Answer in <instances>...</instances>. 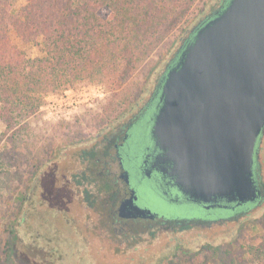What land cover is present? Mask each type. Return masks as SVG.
<instances>
[{
  "label": "rangeland",
  "instance_id": "1",
  "mask_svg": "<svg viewBox=\"0 0 264 264\" xmlns=\"http://www.w3.org/2000/svg\"><path fill=\"white\" fill-rule=\"evenodd\" d=\"M25 4L20 0L17 7ZM204 4L209 6L202 18L218 10L221 0H198L192 15L186 16L141 67L129 87L137 92L136 100L111 111L114 93L106 85L84 82L47 95L39 113L16 131L8 132L0 124V250L9 246V264H251V256L245 252L264 245V198L237 215L217 209L209 216L197 204H171L162 201L153 181L144 179L139 158L126 162V169L131 173L132 187L140 195V204L159 213L161 222L193 225L181 230L155 221L148 229L123 235L105 215V197L103 201L96 199V184L81 186L73 179L86 172L97 183L102 181L105 166H89L82 159L84 152L103 148L102 137L117 132L118 123L135 110L133 104L151 94L165 66L197 26L194 12L199 13ZM12 39L21 44L16 34ZM27 50L33 58L40 56L35 47ZM83 87H101L105 96L62 117L43 111L52 100ZM156 113L153 107L150 134ZM260 146L257 172L264 187V137ZM111 171L119 174L118 164L112 165ZM93 197L96 202L91 205L88 200Z\"/></svg>",
  "mask_w": 264,
  "mask_h": 264
},
{
  "label": "water",
  "instance_id": "2",
  "mask_svg": "<svg viewBox=\"0 0 264 264\" xmlns=\"http://www.w3.org/2000/svg\"><path fill=\"white\" fill-rule=\"evenodd\" d=\"M152 137L183 199L205 210L257 202L264 135V0H231L168 72ZM129 217L156 219L130 198ZM124 208V207H123ZM123 216V215H122Z\"/></svg>",
  "mask_w": 264,
  "mask_h": 264
},
{
  "label": "trees",
  "instance_id": "3",
  "mask_svg": "<svg viewBox=\"0 0 264 264\" xmlns=\"http://www.w3.org/2000/svg\"><path fill=\"white\" fill-rule=\"evenodd\" d=\"M19 1L0 0V124L8 132L16 131L37 115L47 95L84 82L106 85L114 93L111 111L136 100L137 92L129 87L141 67L175 33L186 16L192 15L198 2L25 0L26 4L18 8ZM230 1L221 0L223 10ZM204 6L199 13L194 12L197 26L208 17L202 18L209 5ZM197 32L190 33L183 44L191 42V46ZM12 34H16L21 44L14 43ZM28 47L38 49L40 56H30ZM257 166L258 163L256 169ZM256 205L218 210L234 211L237 215ZM246 253L251 256L248 261L251 264H264V245L250 247ZM8 254L6 245L0 250V264H9Z\"/></svg>",
  "mask_w": 264,
  "mask_h": 264
},
{
  "label": "flooded vegetation",
  "instance_id": "4",
  "mask_svg": "<svg viewBox=\"0 0 264 264\" xmlns=\"http://www.w3.org/2000/svg\"><path fill=\"white\" fill-rule=\"evenodd\" d=\"M224 5H221L220 9L211 16H208L196 26L191 33L197 32L204 27L212 19L220 15L224 10ZM188 44H183L181 50L184 47H188ZM179 50L176 56L165 66V73L158 79L157 85L154 90L147 95V98L133 104V112L125 119L120 121L119 129L117 132H113L109 136H103L102 142L104 143L103 148L96 147L89 152H84L82 159L89 166L93 167L102 164L105 166V173L102 172V181L97 183L92 179V175L86 172H80L78 176L73 179L78 185L85 186L88 183H95L97 188L96 199L103 201L102 196L105 197L106 205L105 215L110 221V224L117 231H122L123 235H133L137 233L141 228H149L150 223L160 222L162 224H169L171 226H179L185 228L186 225H192L193 222H180V221H160V215L152 220L146 218H134L129 217L131 212L130 198H134V203L144 210H150L149 208L140 204V195L137 190L132 187L131 184V173L126 169V162L136 161L140 158L139 169L142 172L144 179L151 180L154 183L153 188L161 191L162 201H166L171 204H183L188 203L183 199L181 194L178 192L174 180L170 177L171 164L165 162L159 158L160 151L156 148L152 132L150 134V111L153 107L157 109L156 116L161 108L162 103L160 102L162 87L166 79V75L172 69H175L180 62L181 56L184 51ZM156 105V106H155ZM155 116V118H156ZM155 118L152 120L154 126ZM153 129V127H152ZM261 137L257 148L259 164L261 144L263 142ZM139 154V156H138ZM114 164L119 166V174L111 171V167ZM92 169V168H91ZM256 169V168H255ZM257 170V169H256ZM78 178V179H77ZM258 188L262 191L261 198L255 202L260 204L264 198V187L261 185L258 177L256 182ZM95 198H91L88 202L93 205ZM256 205V206H257ZM124 207V208H123ZM235 207L229 206L226 209H234ZM220 209L219 207L207 210L210 214L211 210ZM155 213V212H154ZM123 215V216H122ZM156 223V222H155Z\"/></svg>",
  "mask_w": 264,
  "mask_h": 264
},
{
  "label": "built area",
  "instance_id": "5",
  "mask_svg": "<svg viewBox=\"0 0 264 264\" xmlns=\"http://www.w3.org/2000/svg\"><path fill=\"white\" fill-rule=\"evenodd\" d=\"M104 96L105 92L101 87L94 88L93 90L83 87L81 90L67 92L61 98L52 100L43 111L62 117L75 112L83 106H90Z\"/></svg>",
  "mask_w": 264,
  "mask_h": 264
}]
</instances>
